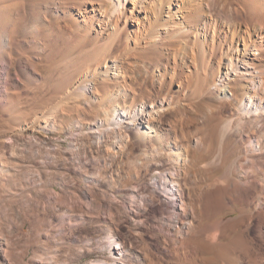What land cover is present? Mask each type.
Instances as JSON below:
<instances>
[{
  "label": "bare ground",
  "instance_id": "obj_1",
  "mask_svg": "<svg viewBox=\"0 0 264 264\" xmlns=\"http://www.w3.org/2000/svg\"><path fill=\"white\" fill-rule=\"evenodd\" d=\"M16 81L34 84L31 103L10 90ZM0 90L15 137L54 133L70 153L134 158L130 180L150 174L146 200L161 202L151 214L176 237L167 253L176 258L186 254L183 234L201 227L204 205L190 202L188 188L196 150L207 152L220 128L222 145L234 140L238 151L236 178L207 184L231 194L201 234L220 244L223 220L240 211L236 193L256 198L264 245V0H0ZM208 120L218 123L203 134ZM132 200L139 204L140 190ZM106 232L98 245L112 256L97 264H146L115 226Z\"/></svg>",
  "mask_w": 264,
  "mask_h": 264
},
{
  "label": "rangeland",
  "instance_id": "obj_2",
  "mask_svg": "<svg viewBox=\"0 0 264 264\" xmlns=\"http://www.w3.org/2000/svg\"><path fill=\"white\" fill-rule=\"evenodd\" d=\"M55 83L49 80L46 85V91L53 89L52 96L58 95ZM33 86L32 82L24 87L16 81L10 90L31 103L26 90ZM8 112L0 105V264H97L112 256L113 249L98 245L109 225L126 240L132 257L139 254L146 264H264V245L254 217L255 197L248 203L241 195L233 194L240 211L223 220L217 247L201 234V229L217 220L214 208L224 201L229 203L227 196L231 194L230 190L213 194L207 186L213 179L225 185L236 178V145H231L234 140L222 145L220 128L213 129L216 120H208L203 127V134L213 131L207 152L202 147L196 150L192 170L198 174L188 185L195 191L190 202L204 205L202 216L196 220L201 227L183 234L186 254L176 258L167 255L176 237L163 232L151 214L161 202L146 200L152 192L147 186L150 174L146 173L139 184L130 180L134 158L112 162L95 153H70L67 137L54 133H46L43 138L15 137L16 127L9 121ZM206 166L212 170L208 174L201 172ZM80 172L94 175L97 182L88 184ZM135 189L140 190L139 204L132 200ZM158 233L165 240H160Z\"/></svg>",
  "mask_w": 264,
  "mask_h": 264
}]
</instances>
